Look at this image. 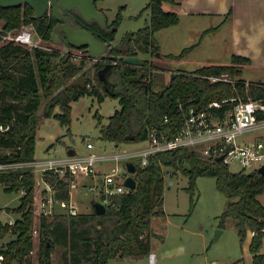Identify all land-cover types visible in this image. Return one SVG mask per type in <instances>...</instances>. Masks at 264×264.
Segmentation results:
<instances>
[{"label": "trees", "instance_id": "16d2710c", "mask_svg": "<svg viewBox=\"0 0 264 264\" xmlns=\"http://www.w3.org/2000/svg\"><path fill=\"white\" fill-rule=\"evenodd\" d=\"M165 3L177 4V1L150 0L142 10L150 9V23L127 33L119 44H113L118 18L104 27L97 20H84L77 12L80 19L74 20L75 23L83 24L101 41L109 43L107 54L87 69H83L84 61L77 65L69 55L60 52V47L26 48L14 41L2 42L0 37V125L9 127L0 129L1 149L12 150L15 160L36 159L39 107L44 99V115L54 114L62 124L70 125L72 102L81 96L95 94L100 99L105 96L118 98L120 109L106 124L100 120V138L120 146L151 139L155 133L174 138L190 109H201L212 100L231 95L264 96V87L252 84L257 81L246 84L240 78L242 66L252 63L245 55L233 54L229 64H210L194 71H172L170 79L165 71L142 58L141 54L155 56L160 51L155 37L157 30L176 25L181 20L177 11L164 8ZM34 15V9L28 4L0 6L4 30L30 24L44 40L55 45L53 33L63 20L57 19L53 11L39 19ZM62 34L65 36L64 32ZM67 46L64 43L61 47ZM193 46L175 56H183ZM129 56L141 57L143 65L116 62ZM223 72H229L241 81L213 82L207 77ZM57 106L60 112L54 113ZM6 157L8 155H3ZM136 167L137 186L129 192L111 196L105 212L98 213L93 200L90 212L74 216L57 214L52 219L36 216L33 173L22 175L17 171H0V184H5L7 191H25L18 207H8L12 212L21 213L22 217L14 225L0 228L1 237L8 232L16 235L2 249L4 264L26 261L34 246L37 219L39 264H108L115 257L150 254L152 236L157 234L153 229V218L165 215L164 193L170 169L171 175L182 172L188 177L187 189L192 195L199 176L216 178L218 187L230 199L219 215L220 225H225L228 218L235 219L241 242L252 233L253 263L264 264V204L259 198L264 192L263 173L234 172L229 164L206 158L190 146L156 151L148 156L146 165L140 162ZM46 178L58 188L59 198L69 196L68 180L53 171H48ZM56 255L59 259L55 262Z\"/></svg>", "mask_w": 264, "mask_h": 264}, {"label": "rangeland", "instance_id": "374dc122", "mask_svg": "<svg viewBox=\"0 0 264 264\" xmlns=\"http://www.w3.org/2000/svg\"><path fill=\"white\" fill-rule=\"evenodd\" d=\"M149 1H96L98 8L103 9L107 22L119 19L113 44H119L127 33L138 31L150 23V9L142 11ZM172 8L173 4L165 3L166 10H172ZM180 16L181 20L178 24L155 32V37L160 44V51L155 56L141 54L142 58L153 62L159 67L158 69L165 71L167 79H170L172 71H194L213 63H232V56L236 53L232 15L226 18L225 15L208 14L205 18L194 17L191 21L186 15ZM0 23L2 24L3 21L0 20ZM34 39L38 40L39 37L35 35ZM40 44L42 48L48 49L60 47V52L69 55L77 65H81L84 61L83 69L91 67L96 61L89 57L88 49L84 47L63 48L60 43L53 45L44 39ZM190 45L194 46L183 56H175ZM24 46L26 48L33 47L31 45ZM242 71L241 79L264 82V64L255 62L245 64L242 66ZM45 100L39 107L36 158L66 160L69 158V149L76 150V157H84L90 152H95L100 157L95 165L98 171H111L112 167L118 165L128 174L129 171L125 168L128 161L136 164L141 162V155L123 157L119 161L113 159L112 155L124 150L144 149L148 146L147 140L116 146L112 141L100 138V120L102 124H106L109 117L117 109H120L121 104L118 98L105 96L100 99L95 94L81 96L72 102L70 125L62 124L54 114L44 115ZM56 112H60L59 106L55 107L54 113ZM88 142H92L94 148H89ZM231 170L238 171V165L232 164ZM171 173L170 169L166 175L165 215L155 216L152 221L153 229L157 233L152 236V251L156 255V264H206V255L208 260L219 262V264H235L236 260L244 258V246H247L250 236L252 238V233H248L244 242H241L235 219L228 218L225 225H220L219 215L225 210L230 199L220 190L216 178L210 175L199 176L196 179L195 193L192 195L187 189L188 177L182 172L175 175H171ZM91 180V177L79 178L81 189H78L76 199H79L83 213L92 210L93 200H100L98 195L84 187V184ZM22 195V191H7L6 185L0 184V220L8 221L10 216L15 219L22 217L21 213L8 210V207L19 206ZM259 198L264 204V192L260 194ZM37 220L36 228L38 230ZM217 230H221V232L216 239ZM15 238L16 235L9 234L4 238V241L8 242ZM34 241L33 252L30 253L26 261L15 260L12 264H39V234L36 235ZM60 250L58 249V251ZM58 259L59 255H56L54 261L56 262ZM108 264L155 263H151L150 254H147L138 258L115 257L110 259Z\"/></svg>", "mask_w": 264, "mask_h": 264}, {"label": "built area", "instance_id": "2783aa9c", "mask_svg": "<svg viewBox=\"0 0 264 264\" xmlns=\"http://www.w3.org/2000/svg\"><path fill=\"white\" fill-rule=\"evenodd\" d=\"M39 37L38 40L34 36ZM0 37L2 42L14 41L23 45L42 47V37L37 33L33 25H23L20 29L4 30L0 23ZM90 57V55H89ZM91 58V57H90ZM100 60V58H91ZM211 81H225L230 83L240 82L241 79L229 72L220 75H208ZM250 84V81H245ZM263 86L264 82L252 83ZM168 120V116L165 118ZM8 126L0 125L1 130ZM148 146L137 151L124 150L115 153L112 158L119 161L123 157L141 155V164L148 163V156L156 151H165L177 147L190 146L196 148L204 157L217 160L223 156V161L230 166L238 165V171L254 172L264 166V96L231 95L210 101L201 109H190L186 115L183 126L174 138H168L164 134L155 133L148 139ZM89 148H94L92 142H88ZM0 150L1 147H0ZM13 151L2 150L0 152V171L33 173L35 179V207L38 218L42 215L53 218L57 214L66 216L78 215L82 212L77 191L81 187L79 178L91 177L92 182L84 184L90 192L100 197V202L111 203V196L129 192L131 187L125 184L131 173L124 172L118 165L111 171L100 173L95 165L100 157L91 152L84 157H69L66 160L36 158L34 160H15ZM3 155L8 157L3 158ZM136 165V163H135ZM127 169V166L125 167ZM48 171H53L60 177L70 182L69 196L59 198L58 188L47 178ZM67 175V177H66ZM24 194L25 191L22 190ZM7 211V210H6ZM9 212V211H7ZM18 219L10 216L8 221L0 220V228L5 225H14ZM9 233V232H8ZM34 234H38L37 228ZM0 236V264H4L5 254L2 249ZM33 249L30 250V253ZM150 261L155 262V253L150 254Z\"/></svg>", "mask_w": 264, "mask_h": 264}, {"label": "water", "instance_id": "95a60500", "mask_svg": "<svg viewBox=\"0 0 264 264\" xmlns=\"http://www.w3.org/2000/svg\"><path fill=\"white\" fill-rule=\"evenodd\" d=\"M97 0H0L2 7H15L24 4L30 5L35 11V18L39 19L53 11L57 19L63 20L57 26L53 33V41L56 44H66L67 47L87 48L91 58H100L107 54L109 50V43L101 41L96 37L91 30L83 24H77L72 21L71 17L66 12L72 10L77 11L84 20H97L102 26H107V18L102 10L96 5ZM62 32L65 33L63 36ZM111 46H114L113 44ZM119 58V56H117ZM117 63H125L131 65H143L144 60L139 56H129L123 58V61H116ZM110 67V64L109 66ZM75 154L74 149H69V155ZM223 156L217 158L221 161ZM127 170L131 173L125 184L131 188H135L138 183L136 175L137 167L134 162L128 161L126 163ZM259 172L264 174V166L260 168ZM173 182V181H172ZM171 182V183H172ZM94 207L98 213H103L106 210V205L100 201L94 202ZM221 230H217L215 238L220 235Z\"/></svg>", "mask_w": 264, "mask_h": 264}, {"label": "crops", "instance_id": "0c3cea01", "mask_svg": "<svg viewBox=\"0 0 264 264\" xmlns=\"http://www.w3.org/2000/svg\"><path fill=\"white\" fill-rule=\"evenodd\" d=\"M177 4H173L172 10L177 11L180 15H186L191 21L195 18H202L208 14L225 15L229 18L232 15L233 32L235 33L234 43L236 45V53L238 55H245L251 59L252 62L258 64H264V0H176ZM172 4V3H171ZM165 8V4H164ZM103 11V9L99 8ZM196 45V44H194ZM192 46V45H190ZM142 57V56H141ZM221 64V63H213ZM210 65V64H209ZM75 150V149H74ZM91 153V152H90ZM75 154L68 157H73ZM88 155V154H87ZM100 173L106 172L105 170H100ZM94 180V179H93ZM93 180L89 181L92 182ZM81 189V188H80ZM81 205V203H80ZM37 218L38 213H37ZM52 219V218H49ZM13 235L9 232L4 236ZM4 238L1 240L2 246L4 243ZM251 241V236H250ZM247 242V246L244 247V258L236 260L235 264H254L253 256L250 250V244ZM262 251L264 252V239ZM151 253H154L151 251ZM150 253V254H151ZM30 253L28 254V256ZM27 256V257H28ZM129 257V258H138ZM124 258V257H120ZM242 259V260H241ZM206 264H219V262H212L208 260V256L205 257ZM157 262L155 255V264ZM153 263V262H151ZM223 264V263H222Z\"/></svg>", "mask_w": 264, "mask_h": 264}, {"label": "flooded vegetation", "instance_id": "af4514ba", "mask_svg": "<svg viewBox=\"0 0 264 264\" xmlns=\"http://www.w3.org/2000/svg\"><path fill=\"white\" fill-rule=\"evenodd\" d=\"M65 14L69 15V16L71 17V19H72L73 22H74V20H79V19H80V17H79V15H78L77 11H75V10H72V11H70V12H66V11H65ZM59 24H61V23H59ZM59 24H58V25H59ZM58 25H57V26H58Z\"/></svg>", "mask_w": 264, "mask_h": 264}]
</instances>
